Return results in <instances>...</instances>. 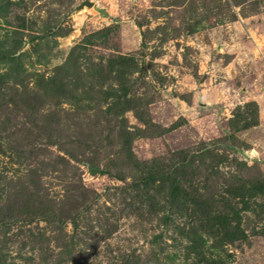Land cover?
Returning a JSON list of instances; mask_svg holds the SVG:
<instances>
[{
	"label": "rangeland",
	"instance_id": "rangeland-1",
	"mask_svg": "<svg viewBox=\"0 0 264 264\" xmlns=\"http://www.w3.org/2000/svg\"><path fill=\"white\" fill-rule=\"evenodd\" d=\"M0 0V264H264V0Z\"/></svg>",
	"mask_w": 264,
	"mask_h": 264
},
{
	"label": "water",
	"instance_id": "water-1",
	"mask_svg": "<svg viewBox=\"0 0 264 264\" xmlns=\"http://www.w3.org/2000/svg\"><path fill=\"white\" fill-rule=\"evenodd\" d=\"M83 5L92 6V2L89 0H84L83 2H81L79 7H82Z\"/></svg>",
	"mask_w": 264,
	"mask_h": 264
}]
</instances>
